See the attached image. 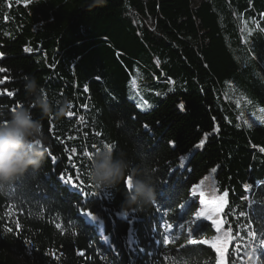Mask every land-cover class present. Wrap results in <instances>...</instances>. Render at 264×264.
<instances>
[{
    "label": "trees",
    "instance_id": "obj_1",
    "mask_svg": "<svg viewBox=\"0 0 264 264\" xmlns=\"http://www.w3.org/2000/svg\"><path fill=\"white\" fill-rule=\"evenodd\" d=\"M0 69V123L31 106L26 76L70 102L43 119V166L0 191V264H220L187 242L201 192L227 198L222 225L190 235L264 264V0H0ZM106 146L152 180L151 205L121 214L127 179L95 187Z\"/></svg>",
    "mask_w": 264,
    "mask_h": 264
},
{
    "label": "clouds",
    "instance_id": "obj_2",
    "mask_svg": "<svg viewBox=\"0 0 264 264\" xmlns=\"http://www.w3.org/2000/svg\"><path fill=\"white\" fill-rule=\"evenodd\" d=\"M24 81L31 106H17L7 122L0 123V191L29 170L43 166L46 140L42 130L43 119L49 116L59 119L67 114L70 107V102L65 101L62 108L54 110L35 77L26 76ZM32 106L38 108V118L34 117ZM130 168V162L122 153H114L107 147L97 151L91 162V179L99 189H114L131 177V187L125 194L121 214L149 206L156 199L152 180ZM250 264H259V261L254 258Z\"/></svg>",
    "mask_w": 264,
    "mask_h": 264
},
{
    "label": "snow or ice",
    "instance_id": "obj_3",
    "mask_svg": "<svg viewBox=\"0 0 264 264\" xmlns=\"http://www.w3.org/2000/svg\"><path fill=\"white\" fill-rule=\"evenodd\" d=\"M0 71H3V69H0ZM0 82H2V81H0ZM8 95L11 96V95H13V93L9 92ZM17 106H19V105H17ZM180 107L183 108V104H181ZM14 110H15V109H13V111H14ZM69 115H71V113H69ZM171 143H172V146H174V142H171ZM202 143H203V142H202ZM106 147H108V148H112V146H106ZM97 151H99V150H97ZM86 155L88 156L89 159H92V156H91L90 153H89V154H86ZM60 181H61L62 183H68V184H70L72 187L75 188V182L71 181V178H69V179L66 181L65 178H64L63 176H61V177H60ZM95 187L97 188L96 185H95ZM125 187H126V191H129V190H130V187H131V177H129V178L125 181ZM97 189H98V188H97ZM80 194H81V195H84L83 192H81ZM92 194H95V193H92ZM199 195H200V197H201V200H200L201 204L205 203V201H204V199H203L204 193L201 192ZM222 207H223V204L221 203V204L215 209V211H217V212L220 211V210L222 209ZM84 215L89 216V217H93V215H92L91 212H86V213H84ZM211 215H212V214L209 213L208 218L211 219ZM93 218H95V217H93ZM212 224H215V225L217 226V229H219V223H218L215 219H212ZM168 227L171 228L172 225H169ZM199 227H200V226H199L198 224L195 225L194 228H193V231H194V232L198 231V230H199ZM8 231H11V229H8ZM154 231H155V229H154ZM229 238H230V237H229ZM158 243H159V241H158ZM163 243H164V244H168V243H170V240H169V238H168L167 235L164 236ZM190 243L193 244V245H195V244H197V243H199V244H204V245H209V244H211V247H213V248L215 249V251H216L217 253H219L220 264H224L225 251H226L227 246H228L226 242L224 243V246H223V247H217V245H216L215 243H211V242L208 241V240H200V241H197V240L193 239V240L190 241ZM238 247H239V246H238ZM253 251H255L256 253H258L259 255H264V239H261V240L259 241V246H258L257 248H255V249H253ZM80 254L83 255V253H80Z\"/></svg>",
    "mask_w": 264,
    "mask_h": 264
},
{
    "label": "rangeland",
    "instance_id": "obj_4",
    "mask_svg": "<svg viewBox=\"0 0 264 264\" xmlns=\"http://www.w3.org/2000/svg\"><path fill=\"white\" fill-rule=\"evenodd\" d=\"M203 199L205 201V203L201 204V202L199 201L198 202V208H196L195 210V214L194 216L192 217V221H191V226L187 229V234H188V239H187V242H190L191 240H193L194 238L190 235L191 232H192V229H193V226L195 224H197L199 222V220L201 218H204L206 220H211V219H215V215L220 213L225 204H226V197L225 196H217V197H214L212 198V194L211 192L206 194L205 196H203ZM223 204V207L220 211H215V209L220 205V204ZM209 213H211V219L208 218L209 216ZM218 223H219V228L220 226L222 225V221L220 219H215ZM216 226V225H215ZM217 227V226H216Z\"/></svg>",
    "mask_w": 264,
    "mask_h": 264
}]
</instances>
